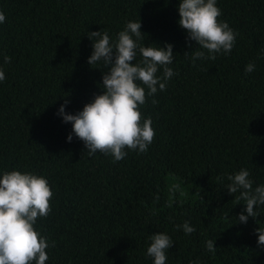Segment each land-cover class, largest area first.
<instances>
[{
    "label": "trees",
    "instance_id": "trees-1",
    "mask_svg": "<svg viewBox=\"0 0 264 264\" xmlns=\"http://www.w3.org/2000/svg\"><path fill=\"white\" fill-rule=\"evenodd\" d=\"M180 2L0 0V178L16 170L47 179L52 211L34 225L50 245L45 264H154L147 248L157 233L173 242L166 264H264L256 232L264 205L239 222L246 202L227 189L241 169L253 191L264 186V0H217L235 45L195 62L196 51L209 54L180 27ZM140 21V45L173 46L175 75L152 96L144 86L140 111L155 131L148 150L125 149L114 162L89 155L74 134L69 142L72 124L58 112L68 100L65 111L75 115L104 94L108 69L88 63V33L107 31L115 44L128 22Z\"/></svg>",
    "mask_w": 264,
    "mask_h": 264
},
{
    "label": "clouds",
    "instance_id": "clouds-1",
    "mask_svg": "<svg viewBox=\"0 0 264 264\" xmlns=\"http://www.w3.org/2000/svg\"><path fill=\"white\" fill-rule=\"evenodd\" d=\"M179 25L187 30L188 37L196 41L209 54L196 51V59L215 60L216 53L230 54L236 41V33L227 22L218 18L222 15L217 7V0H181L179 4ZM6 20L0 11V24ZM140 22H128L118 35L115 44L110 43L107 31L88 33L94 41L93 53L88 63L102 62L108 69L103 75L104 94L97 95L93 102L84 106L79 113L72 115L65 111L68 100L59 109L58 115L65 123L72 124V134L84 142L89 155L101 152L110 154L115 161L124 159L125 149L145 153L153 142L155 131L151 118L144 119L140 106L146 103L147 95L152 96L159 90H166V82L175 75L172 68L173 46L145 47L139 44L143 39ZM137 50L142 59L136 63ZM188 53H185L187 55ZM5 62H10L5 57ZM135 62V63H133ZM163 67V76L158 77V68ZM255 70L249 63L246 72ZM5 80V73L0 70V81ZM140 82V83H137ZM143 85V86H141ZM153 104L157 101L153 100ZM250 173L241 169L235 175H229L231 183L227 186L229 194L238 191L246 203V209L238 216L239 222L247 223L249 217H257L254 210L257 205H264V186L256 187L249 179ZM178 187V186H177ZM54 193L46 178L31 173L13 170L5 172L0 178V264H45L49 259L46 249L50 247L47 238L34 227L40 217H47L52 211L51 199ZM181 225H177L179 229ZM186 234L195 228L186 221L183 225ZM258 247L264 248V228H257ZM151 244L147 255L154 259V264H166V250L173 246L171 238L163 233L150 237ZM51 246H55L54 242ZM207 249L215 253V241H207Z\"/></svg>",
    "mask_w": 264,
    "mask_h": 264
}]
</instances>
